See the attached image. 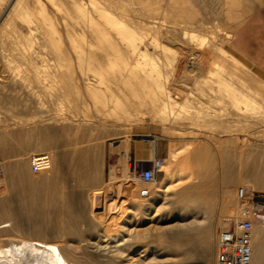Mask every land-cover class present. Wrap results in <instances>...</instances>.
I'll use <instances>...</instances> for the list:
<instances>
[{"label": "rangeland", "instance_id": "1", "mask_svg": "<svg viewBox=\"0 0 264 264\" xmlns=\"http://www.w3.org/2000/svg\"><path fill=\"white\" fill-rule=\"evenodd\" d=\"M192 1L184 0L183 5L189 8L192 5L191 9L195 11L197 17L200 16V20L203 18L201 22L208 27L204 31L203 28H194L193 26L191 28L190 24L186 23L183 18H179L180 21H176L178 26H185L188 29L184 38L187 44L165 40L166 42L163 41V44H166L169 48L164 51L159 50L158 43L152 46L150 41L152 38L148 35L151 34L152 37V35L157 34L145 31V29L142 31L143 41L141 40L140 43H143L145 47L140 44V48L144 47L145 51L148 50L149 54L152 53L151 56L153 55L155 61L152 60L158 65L155 64V70L158 69V72L160 70L158 79L163 84H161V88L156 84L154 87L152 86L153 92H151L150 98L154 106L151 107L150 113L143 115L142 119L126 123L127 125L98 124L92 121L91 110L90 114L88 113L89 110L83 111L86 114L88 113L87 115L85 113L80 114L81 111L70 113L68 107L70 108L71 104L68 103L67 98L56 99L57 108L51 104L49 97L42 93H40L42 96H40V100L43 102V111L37 110L26 102L28 98L24 95L9 99V102L7 100L0 101V162L4 179L1 182L2 189H4L3 184L6 183L8 186L6 197H12L11 200H15L21 188H25L24 192L28 193L24 202L26 205L24 204L22 207L25 216L30 215L29 211L32 210L34 216L31 219H35L38 226L41 224L40 227L45 231V235L51 234L50 236L55 240L62 241L61 243L66 242L69 253L75 260L78 259L82 262V260H90L89 258L93 260L94 257V259L103 263L109 261V252L106 247L108 246L106 245L108 236L103 233V228L106 223L111 224V222L106 221L102 213L105 207V199L111 205H116L118 201L120 209L127 207L140 212L138 216L132 215L131 217V232L129 231L126 234L127 231L120 228L119 232L126 240H124L126 242L124 243L127 244L128 242L129 246L124 250L123 256L116 258L113 264L127 263L130 258L136 259L138 264H214L216 232L223 226V228H232L241 218L242 208L248 210L252 208L256 212L255 214V212L249 211L253 224V245L256 243V236L259 237L258 239H264V195L255 193L250 186L251 178L261 175L260 177L264 179V152H262L264 151V145L252 139H264V117L242 112L241 106L244 109L245 105L236 102L234 104V100H231V97L228 96L230 91H224L225 94L221 93L223 87H229L230 90L235 86L232 81L234 79L230 80L225 86L224 84L217 86V84L210 82H208L210 84H207L202 80L211 65L218 70L221 68L219 65H213L215 56H211V52L208 51L209 48H205L209 40L235 55L229 48V41L234 29L262 3L260 1L251 3L252 10L243 6L233 7L234 14L229 17L226 11L228 5L224 6L225 4L221 3V6L219 4L223 0H200V2L194 0L195 3H192ZM201 1L202 3L205 2L204 5H201ZM211 1H214L213 5L214 3L217 4L213 6ZM240 1L244 2L245 0ZM165 2L166 4L163 6L161 1L163 9L154 10L157 12H153L155 16L151 13L157 20L160 18L163 27L166 24H175L172 21L169 22L166 12L163 13L168 8V3L166 0ZM209 2H211V5ZM139 6L140 4L137 5L138 8ZM162 10L163 12H161ZM139 11H137V15H139ZM144 25L146 24L142 26L145 27ZM190 31H193L196 35L190 37L192 35ZM197 34L198 36L202 35L201 39L203 38L202 41H204L201 47L195 44L200 41ZM181 45H184V47ZM186 45L187 48H185ZM144 48L142 49L144 50ZM146 48L148 49L146 50ZM202 48L206 51L205 54L204 50L201 51ZM191 50L201 51L198 52L199 56L195 60L198 62L200 59L201 67L198 69L200 71L194 70L192 72L195 75L198 73V78L201 79L197 83H194L193 80L195 76L188 73L192 69L190 62L193 60L189 59V55H192ZM182 51L187 55H185L186 59L191 65L190 67L187 64L183 71L178 65V59L182 55L180 53ZM166 56L169 59L164 61L167 58ZM174 56L177 58L175 59ZM236 57L245 67L233 60V71L240 73L244 69L250 75L244 74V77L248 78V83L252 85V88H245V92L250 96L254 95L256 97L257 95V99L264 100L256 93L257 91L264 94V91H262L264 86L258 84L264 82V71L250 66L238 56ZM174 59L176 62L173 61ZM183 73H188L187 75L193 77L182 78ZM252 75L254 76L251 77ZM190 90L197 92L196 97L195 94L189 97L184 96ZM163 91L168 92L171 97L165 99ZM28 106L29 108H26ZM176 111L188 117V119H182V121L185 120L184 126L183 124L177 125V123L172 122V119H164L167 116L172 118ZM208 111L210 112L208 113ZM144 136L156 138L155 155L157 153L159 157L165 159V162L169 160L172 151L177 152L176 158L169 164V168L173 170L172 177L166 178L164 169L161 167L154 183L148 186L151 187L149 195L146 192H140V189H144L146 186L141 184L138 178L140 166L148 165L147 160L151 157L152 152L149 143L142 142L141 139ZM141 149L146 151L147 160L139 159L138 152ZM32 154H47L50 168L42 172H32L28 165V158ZM120 181L123 182L122 188L124 189L117 197L115 190L109 193V188L112 189ZM166 184L168 188L165 192H162L161 188ZM129 185H134L138 189L130 192L127 190ZM107 188L109 194L106 192ZM239 188L244 189L241 199L237 194ZM198 195L206 196L209 204L204 213L198 211L196 215L195 212H190V209L197 205V202L194 201ZM4 199L5 196L0 195V200L3 201ZM122 199L123 201H121ZM146 212L148 214H145ZM229 213L233 215L232 219L227 218ZM259 213L262 214V217L258 216ZM150 215L152 219H148ZM9 217L6 209L0 210V223L12 222ZM101 217L102 219H100ZM135 218L141 220L136 222ZM193 220L196 222L195 229L188 236L189 242L182 247L172 245L174 237L160 236L161 231L166 230L168 227L170 229L171 225L174 227V225H181L184 222L188 223ZM30 226L26 227L29 232L32 229V226ZM43 226H45L44 229ZM27 230L13 228L12 231L21 236L31 237ZM202 232L209 238L207 243L209 246L207 245L204 250L202 248L198 250L194 239L203 236ZM96 245L104 247L101 252H99L100 250L96 251L94 247ZM186 252L189 254L187 258L185 257ZM89 255H92V257ZM261 260L262 262H260L264 264V257ZM260 262L259 264H261Z\"/></svg>", "mask_w": 264, "mask_h": 264}, {"label": "bare ground", "instance_id": "2", "mask_svg": "<svg viewBox=\"0 0 264 264\" xmlns=\"http://www.w3.org/2000/svg\"><path fill=\"white\" fill-rule=\"evenodd\" d=\"M161 1L164 6V4H166V2L164 3L165 0H0V101L7 100L9 102L11 99H14V97H17L18 95H24L28 98V101L26 102H28L37 110L43 111V102H41L42 100H40V93H42L43 95L49 97L51 104L54 106L58 104L57 100H59L60 98H67L68 103L71 104V107H68V111L70 113H73L74 111H81L80 114H86V112L83 111L89 110L88 113H91L92 111L91 116L93 117V120L91 119L90 115L89 117L93 122H96L98 124L127 125L130 122L142 119L143 115H145L146 113H150L151 107L154 106L152 105V100L150 98L152 94L151 92H153L152 89L154 85L156 84L159 88H161L163 85L162 82L160 83V80L158 79L160 76V70L159 72L158 69L155 70V59H153V55L151 56V52V54L147 52V49L149 47L146 48L147 51H145V46L143 45V43H140L141 40L143 41L142 31L145 29V31L157 34L155 36L152 35V37L151 34H148L150 35V38H152L150 40L152 46L158 43L157 45L159 48H157L164 51L169 48L166 44H163V41L165 40L171 42L179 41V43L182 42L184 45L187 44V41H185L186 39L184 40V38L186 30L188 29H186L187 27L185 26H178V23L176 21L179 18H183L186 23L190 24L191 28L192 26L194 28H203L204 31L208 27L201 22L203 18L200 20V16L197 17L195 11L191 9L192 5H190V8L183 5L184 0H166L168 3V8L166 7L167 9H165L164 12L163 10L161 12H166L165 14H168L167 17L169 19V22L172 21L175 24H166L165 27H163V24L160 22V18L158 17V21L157 18L154 17L155 14L153 13L158 9H163L161 7ZM196 1L193 0L192 3H195ZM198 1L200 2V0ZM259 1L261 3H264V0H245L244 2L240 0H223L219 4L224 3V6L228 5L226 11L229 17H231L234 14V11L232 10L233 7L243 6L250 9L251 3H257ZM211 2H209V4ZM203 3L201 5H204ZM139 4L140 6L138 8L137 5ZM197 4L199 3L197 2ZM216 4L217 3H214V5ZM144 10L145 13L143 14ZM137 11L140 12L139 15H137ZM151 13H153L154 16H152ZM143 24H146L144 25L145 27L142 26ZM191 34L192 35H190V37L196 35L193 31L191 32ZM208 34L210 33L208 32ZM201 36H198L197 34V38H199L200 41L197 40L198 43H195L196 45L198 44L199 47H201L204 43V41H202L203 38L201 39ZM145 41L147 40L145 39ZM140 44L144 46L142 47L144 48V50L140 48ZM144 44L146 45V42ZM184 45L181 46L184 47ZM206 45L207 46L205 48H209V50H207L211 52V56H215L213 65H219L221 68L220 70H218L211 65V67L205 72L202 80L207 82V84L215 83L217 84V86H220L221 84H224L225 86V84H227L230 80L234 79L232 81L233 84L235 83V86L233 85L234 87L230 90L228 89L229 87H223L222 89L220 88L222 91L221 93L225 94L226 91H230V93H228V96L231 97V100H234L233 103H243L245 105L244 109L241 106L242 112L252 113L257 117H264V100L257 99V95L256 97L254 95L250 96V94L246 93L244 90L245 88H252V85L247 81L248 78H245L246 76L244 77V74H246L247 76L249 75L247 74L248 72L246 73L244 69L243 72L240 73L233 71L234 61L239 63L241 66H244L243 63L235 55L210 40ZM191 47L193 46L191 45ZM185 48H187V45L185 46ZM202 50H204V48H202L201 51ZM201 51L191 50L192 55H189V59L193 61H189L192 64V69L188 72L189 74L194 70H196L197 72L200 71L198 70L201 67L199 61L200 59L198 58V62L195 60H197L196 57L199 56L198 52ZM205 52L206 51L204 50V54ZM180 53H182V55ZM180 53L179 55L181 56H179L178 65L183 71L184 67L189 63L186 59L187 55L184 54L185 52L182 51ZM176 58L177 57H175V59ZM166 59L168 60L169 58H165L164 61ZM175 59L173 61L176 62ZM188 73H183L184 75H182V78H188ZM192 75L195 77H193ZM192 75L190 76L194 78V83H197V81L200 79L198 78V73H196V75L195 73H192ZM253 76L254 75H252L251 77ZM239 82L242 84H240L241 86L239 85ZM258 84H262V86H264V82H259ZM258 84L257 86H259ZM262 91H264V89H262ZM256 93L261 96V99L264 98V94H262L261 92L256 91ZM192 94H195L194 96L196 97L197 92L190 90L184 96L189 97ZM69 96L71 97L68 98ZM163 97L167 99L170 98L171 95L168 92L163 91ZM56 107L58 108V106ZM26 108H29V106ZM12 112L14 111L12 110ZM209 112L210 111H208V113ZM183 118L188 119V117H185L184 115H181L176 111L172 118H170V116H167L164 119H172V122L177 123V125L183 124L184 126L185 120L182 121ZM90 119H88L89 122H91ZM252 139L264 145V139ZM176 155L177 152L172 151L167 162H165V159H163V164L161 167H163L164 169L166 178H171L173 175V170L169 168V164L174 161ZM45 176L47 175L45 174ZM260 176L251 178L250 186L253 188L255 193L264 195V179H262ZM2 180H4L3 176L1 178V182ZM1 182L0 195H4L5 199L3 201L0 200V210L6 209L12 222L10 221L9 223H0V264H113L116 258H121L123 256L124 250L129 246L128 242L127 244H125L126 240L123 238V235L119 231L121 228L122 230L127 231L125 232L127 234L130 231L132 215L138 216L140 212L134 209H129L127 207L124 209H120L118 206V201L116 205H111L108 204L105 199V207L102 213L105 217V220L110 221L111 224L106 223L104 225V228H102L103 233L108 236V241L106 243V245L108 246H105L108 248L109 261L107 263H103L99 260L94 259V257L93 260L89 258L90 260H82V262L78 261V259L75 260L69 253L67 243H61L62 241L59 242V240H55L52 236H50L51 234L45 235V231L42 230V227H40L41 224L38 226L35 219H31L34 216L32 213L33 211H29L27 207L26 209L30 212V215L25 216L22 209L25 204L24 202L27 199L26 195L28 194L24 192L25 188L21 186L22 188L17 196L15 194L16 199L11 200L12 197H6L8 193V186L5 183L3 184L4 189H2ZM140 182L141 184L146 186L144 189H140V192L143 191L146 192L147 195H149V190L151 187L149 188L148 186L150 184H153L154 180H140ZM122 183L120 181L118 182V184L112 187V189L110 187L109 193L112 192V190H115L116 196L118 197V195L122 193V189H124L122 188ZM167 188L168 185L166 184L161 188V191L165 192ZM137 189L138 187L135 188L134 185H129L127 190L131 192ZM107 191L108 188L106 189V192ZM109 193L107 192V194ZM30 195H28V197H30ZM196 198L194 202H197V205L194 208L190 209V212H195L196 214L198 211H201L204 213V211L208 209L209 200L206 198V196L201 195H198ZM121 201H123V199ZM249 211L255 212L252 208H249ZM261 213H259L258 216H261ZM145 214L148 213L146 212ZM151 217V215L148 216V219H152ZM232 217L233 215L229 213V216L227 218L232 219ZM100 219H102V217ZM138 220L141 219H136V222ZM28 225L32 226H30L32 228L30 232L26 229V227L28 228ZM195 225L196 222L194 220L189 221L188 223L184 222L181 225H174V227L171 225L170 229L169 227H166V230L164 229V231H161L160 236L163 235L162 237H166L168 235L167 237H174L172 245L174 247H182L187 242H189L188 236L195 229ZM7 226L10 227L6 228ZM44 227L45 226H43V229ZM13 228L17 230L25 229L31 234V237H25L16 234L12 231ZM204 231L206 232V230ZM203 232V236L197 237L196 239L193 238L198 250H200L201 248L204 250V248L208 245L207 243L209 242V238H207V236H205ZM103 233L101 232L102 235ZM258 238L259 237L257 236L255 237L256 243L252 247V264H259L260 261L262 262V257H264V239ZM94 247L96 251L100 250L99 252H101L102 248H104L101 245H96ZM185 254L186 258L189 257V254H187V252ZM89 256L92 257V255ZM124 264L138 263L136 259L130 258L129 261Z\"/></svg>", "mask_w": 264, "mask_h": 264}, {"label": "built area", "instance_id": "3", "mask_svg": "<svg viewBox=\"0 0 264 264\" xmlns=\"http://www.w3.org/2000/svg\"><path fill=\"white\" fill-rule=\"evenodd\" d=\"M142 142L151 146V157L148 165H141L138 178L143 181L154 180L161 170L163 158L155 155V137L144 136ZM28 165L32 172H42L49 168V156L47 154H32L28 158ZM0 162V182L2 178ZM239 199L243 197L244 189L237 190ZM241 218L232 228H220L215 235L214 264H252L253 252V224L249 210L242 208Z\"/></svg>", "mask_w": 264, "mask_h": 264}, {"label": "crops", "instance_id": "4", "mask_svg": "<svg viewBox=\"0 0 264 264\" xmlns=\"http://www.w3.org/2000/svg\"><path fill=\"white\" fill-rule=\"evenodd\" d=\"M229 48L250 66L264 71V3L236 26L229 41ZM138 153L140 160H147L146 151L141 149Z\"/></svg>", "mask_w": 264, "mask_h": 264}, {"label": "water", "instance_id": "5", "mask_svg": "<svg viewBox=\"0 0 264 264\" xmlns=\"http://www.w3.org/2000/svg\"><path fill=\"white\" fill-rule=\"evenodd\" d=\"M145 193V192H144Z\"/></svg>", "mask_w": 264, "mask_h": 264}]
</instances>
